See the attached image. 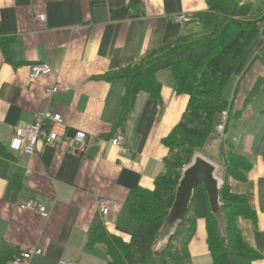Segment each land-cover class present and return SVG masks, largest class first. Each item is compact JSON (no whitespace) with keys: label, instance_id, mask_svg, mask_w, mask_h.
Instances as JSON below:
<instances>
[{"label":"crops","instance_id":"obj_1","mask_svg":"<svg viewBox=\"0 0 264 264\" xmlns=\"http://www.w3.org/2000/svg\"><path fill=\"white\" fill-rule=\"evenodd\" d=\"M207 7L206 0H0V40H10L8 57L0 48V252L37 247L41 253L29 264H106L101 245L86 247L89 230L103 226L130 239L137 227L129 214L132 191L153 189L164 171L168 149L162 139L180 120L188 96L176 94L169 69L159 70L160 98L139 92L121 127L124 83L105 77L178 37L188 19ZM37 63L49 65L52 73L33 80ZM231 77L234 88L241 81L239 111L250 102L244 106L254 84L264 85V21ZM54 85L66 88L48 92ZM43 109L61 114L68 135L86 133L84 151L44 143L32 155L9 149L15 127L31 123ZM220 118L208 141L219 137ZM248 128L239 145L227 136L216 157L203 156L220 166L224 141L250 162L246 179H230L229 185L254 212L253 220L238 217L237 226L258 254L252 264H264V131ZM117 136L121 140L113 145ZM100 198L115 202L106 217L98 208ZM26 201L44 204L47 214L21 209ZM120 214L134 226L120 222ZM187 248L189 264H212L204 219L196 220Z\"/></svg>","mask_w":264,"mask_h":264},{"label":"trees","instance_id":"obj_2","mask_svg":"<svg viewBox=\"0 0 264 264\" xmlns=\"http://www.w3.org/2000/svg\"><path fill=\"white\" fill-rule=\"evenodd\" d=\"M206 3L207 10L188 19L178 37L147 51L137 61L109 72L105 77L106 80L119 78L124 83L118 122L121 127L126 124L139 92L144 91L154 99L160 98L161 86L155 77L159 70L169 69L176 94L188 96L180 120L162 139L168 149L164 171L155 177L153 189L132 191L135 201L129 205V214L137 222V227L130 239L124 241L109 234L103 226L92 227L88 232L86 247L101 245L107 256L106 264H189L187 246L197 219L205 221L206 243L212 264H252L258 257L242 238L237 226L238 217L253 220L254 212L245 196L232 192L229 185L230 179L245 180V172L251 164L234 153L231 145L224 141L219 158L223 231L210 211L205 190L198 185L185 218L170 237L168 246L156 253L159 232L174 201L183 167L208 142L218 115L227 114V125L228 119L240 112L232 114V104L224 98L223 88L251 43L260 35L264 21V0H206ZM255 4L257 7L254 9ZM249 13L251 24L246 29L245 23L238 19ZM9 45L10 40H0V48L7 57ZM260 84L258 80L251 88L244 106ZM240 88L241 81H238L233 98L238 96ZM262 157L264 159V150ZM178 242L180 246L176 247ZM16 253L0 252V264H9Z\"/></svg>","mask_w":264,"mask_h":264},{"label":"built area","instance_id":"obj_3","mask_svg":"<svg viewBox=\"0 0 264 264\" xmlns=\"http://www.w3.org/2000/svg\"><path fill=\"white\" fill-rule=\"evenodd\" d=\"M38 18L43 19L42 15ZM186 20L184 16L181 17ZM52 73V69L45 63H37L32 67L31 78L33 80L48 76ZM60 85H54L48 92H56L59 89H65ZM227 122L226 113L221 114L219 123L215 126V133L220 136L225 130ZM121 140L120 136L115 137L111 143L117 145ZM51 144L61 151L78 152L84 151L86 145V133L82 130L75 131L72 135L67 134V125L60 113L43 109L37 111L33 115V121L26 125H18L15 127L9 141V149L13 152L32 155L41 144ZM218 172L221 167L216 165ZM29 172V171H27ZM215 176L220 180L217 173ZM19 207L24 210L34 211L42 216L48 212L47 206L42 203L26 201L20 203ZM98 208L102 217H106L115 209V202L108 198L98 199ZM41 253V249L37 247L29 248L16 253L10 260L9 264H29L34 254Z\"/></svg>","mask_w":264,"mask_h":264},{"label":"water","instance_id":"obj_4","mask_svg":"<svg viewBox=\"0 0 264 264\" xmlns=\"http://www.w3.org/2000/svg\"><path fill=\"white\" fill-rule=\"evenodd\" d=\"M216 170V165L200 154L194 155L192 161L184 167L176 186L174 201L159 232L157 254L168 246L170 237L184 220L194 189L198 185L206 192L211 213L217 220H223L219 201L221 181L215 176Z\"/></svg>","mask_w":264,"mask_h":264},{"label":"rangeland","instance_id":"obj_5","mask_svg":"<svg viewBox=\"0 0 264 264\" xmlns=\"http://www.w3.org/2000/svg\"><path fill=\"white\" fill-rule=\"evenodd\" d=\"M257 4V3H256ZM255 4V7H257V5ZM252 9V8H251ZM252 11V10H251ZM251 13L242 16L241 19L238 20H242L245 24L244 27L247 29L250 27L251 22H249L248 19H250ZM232 77L228 79V81L226 82V84L224 85L223 88V95L224 98L232 104L233 106V111L232 114H234L237 111L238 108V103L240 102V98L236 97V98H232L233 95V89H234V84H232ZM264 109V85L261 86V89H259L257 91V93L251 98L250 102L248 103V105L245 108H240V112L236 117H230L228 119V124H227V128L225 130V132H223L222 135H220L218 138L212 140V141H208L203 148L201 149V152L196 151L194 155L196 154H200L203 156V154H205L206 156H212V157H216L218 155L219 149H218V145L220 143V140L222 138H227L228 137H234L237 138V142L238 145L240 144V142L245 138V136L248 134V131L250 130L248 127H252V125L254 127L258 126L259 129H261L262 131H264V113H262L261 111ZM234 127L237 129L236 131H234ZM260 131V130H259ZM193 158V157H192ZM192 161V159H191ZM189 164V163H188ZM187 164V165H188ZM186 165V166H187ZM185 167V166H184ZM183 167V169H184ZM217 176H219V178H221V169L218 170ZM109 199V198H108ZM112 200V199H111ZM123 217L122 214H120L119 216V221L124 224L130 223V225L134 226V221H132V219L130 217L127 216V219H121ZM133 222V223H132ZM219 223V227L221 229V231H223V220L222 218L218 220ZM178 241V240H177ZM176 247H179V242L175 244Z\"/></svg>","mask_w":264,"mask_h":264},{"label":"bare ground","instance_id":"obj_6","mask_svg":"<svg viewBox=\"0 0 264 264\" xmlns=\"http://www.w3.org/2000/svg\"><path fill=\"white\" fill-rule=\"evenodd\" d=\"M197 155V154H196Z\"/></svg>","mask_w":264,"mask_h":264}]
</instances>
